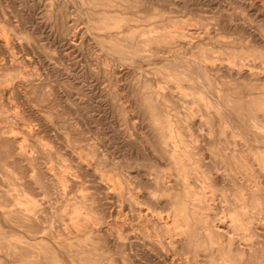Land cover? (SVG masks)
I'll return each mask as SVG.
<instances>
[{
	"label": "rangeland",
	"instance_id": "obj_1",
	"mask_svg": "<svg viewBox=\"0 0 264 264\" xmlns=\"http://www.w3.org/2000/svg\"><path fill=\"white\" fill-rule=\"evenodd\" d=\"M0 38V264H264V0H0Z\"/></svg>",
	"mask_w": 264,
	"mask_h": 264
},
{
	"label": "bare ground",
	"instance_id": "obj_2",
	"mask_svg": "<svg viewBox=\"0 0 264 264\" xmlns=\"http://www.w3.org/2000/svg\"><path fill=\"white\" fill-rule=\"evenodd\" d=\"M1 39V38H0ZM1 41H3V40H1ZM2 44V43H1ZM8 61V60H7ZM225 226V225H224ZM218 229V228H217ZM220 229V228H219Z\"/></svg>",
	"mask_w": 264,
	"mask_h": 264
}]
</instances>
